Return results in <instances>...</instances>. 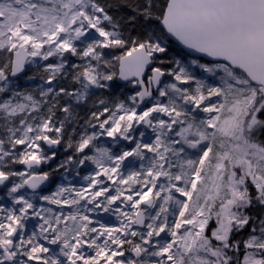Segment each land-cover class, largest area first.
Segmentation results:
<instances>
[{
    "label": "snow or ice",
    "instance_id": "obj_1",
    "mask_svg": "<svg viewBox=\"0 0 264 264\" xmlns=\"http://www.w3.org/2000/svg\"><path fill=\"white\" fill-rule=\"evenodd\" d=\"M0 190V264H264V0H0Z\"/></svg>",
    "mask_w": 264,
    "mask_h": 264
},
{
    "label": "rangeland",
    "instance_id": "obj_2",
    "mask_svg": "<svg viewBox=\"0 0 264 264\" xmlns=\"http://www.w3.org/2000/svg\"><path fill=\"white\" fill-rule=\"evenodd\" d=\"M169 47H170V52L173 55H177L179 53H181L183 50L180 49L176 44H174L173 42L169 43ZM21 85L23 86L25 81L23 80V78H21L20 80ZM53 188L55 187V185L52 186ZM0 192H2V190H0Z\"/></svg>",
    "mask_w": 264,
    "mask_h": 264
},
{
    "label": "water",
    "instance_id": "obj_3",
    "mask_svg": "<svg viewBox=\"0 0 264 264\" xmlns=\"http://www.w3.org/2000/svg\"><path fill=\"white\" fill-rule=\"evenodd\" d=\"M171 42H173L174 44H176L180 49H182V46L173 38L171 39ZM183 50V49H182Z\"/></svg>",
    "mask_w": 264,
    "mask_h": 264
},
{
    "label": "trees",
    "instance_id": "obj_4",
    "mask_svg": "<svg viewBox=\"0 0 264 264\" xmlns=\"http://www.w3.org/2000/svg\"><path fill=\"white\" fill-rule=\"evenodd\" d=\"M169 43H171V41Z\"/></svg>",
    "mask_w": 264,
    "mask_h": 264
}]
</instances>
